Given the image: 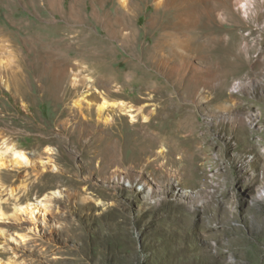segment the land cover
Segmentation results:
<instances>
[{
  "label": "rangeland",
  "instance_id": "1",
  "mask_svg": "<svg viewBox=\"0 0 264 264\" xmlns=\"http://www.w3.org/2000/svg\"><path fill=\"white\" fill-rule=\"evenodd\" d=\"M156 1L0 0L1 264H264V0Z\"/></svg>",
  "mask_w": 264,
  "mask_h": 264
},
{
  "label": "bare ground",
  "instance_id": "2",
  "mask_svg": "<svg viewBox=\"0 0 264 264\" xmlns=\"http://www.w3.org/2000/svg\"><path fill=\"white\" fill-rule=\"evenodd\" d=\"M156 1V0H155ZM170 0L167 1L168 4ZM255 1L254 0H245V1H241L240 2V5L242 6V9L244 10V13L245 15H248L250 16V12L254 13L256 12L255 10L253 11V5H254ZM161 3L156 1V7H161ZM257 15V14H256ZM252 16V15H251ZM254 17V15H253ZM263 16L262 14L257 15V19H261ZM250 18V17H249ZM252 18V17H251ZM250 18V19H251ZM236 19V18H234ZM232 20V19H231ZM229 21V19H228ZM123 22L124 24L128 25V26H131L132 27V35H135V23H134V17L131 16V15H127L125 14L124 18H123ZM122 23V21H121ZM243 23H246V22H243ZM131 29V28H130ZM158 28H154V32L157 33L158 31ZM159 44L157 43V46ZM86 54V53H85ZM82 55L84 57H86L87 55ZM151 59V58H150ZM151 60H154V59H151ZM160 60V59H159ZM156 61V60H155ZM153 62V61H152ZM153 64V63H151ZM162 64V63H161ZM163 66V65H162ZM134 83H139L141 86L142 84H146L148 83L145 79V77L142 75V77L138 78L137 80L134 81ZM51 90L53 91H57L58 88L56 87V83L55 82H52L51 83V86H50ZM40 89V88H39ZM50 90V91H51ZM52 92V91H51ZM54 93V92H53ZM82 101L80 100L77 104L78 105H81ZM116 106V104H112L110 103L109 100L107 99H103V101L100 103V106H99V114H100V117L104 116L106 111L111 108V107H114ZM118 107V106H117ZM121 107H122V104H121ZM125 108V107H124ZM125 110V109H123ZM135 118V117H134ZM111 121V120H110ZM133 121V120H132ZM106 122H109V120H106ZM112 138V137H111ZM119 139V138H118ZM113 144V141L111 142ZM8 151H11L13 153V157L14 159L12 160H6L3 156H0V169H11V167H14V168H23V167H28L30 166L31 164V158H29V156H27V154L21 150H18L15 146L14 147H9L7 152ZM114 152L115 155H121V153H123V148L121 145H116L114 150L112 151ZM117 178V176H116ZM30 206H27V209L25 210L29 215L32 216H35L38 212L41 211V208L40 206H35L33 207L32 209L29 208ZM48 209V207H46V209L44 211H46ZM43 211V210H42ZM20 240L23 241V242H27L28 241V236H24V235H21L20 236ZM1 264V263H0Z\"/></svg>",
  "mask_w": 264,
  "mask_h": 264
}]
</instances>
